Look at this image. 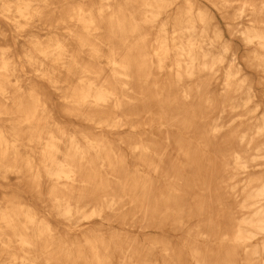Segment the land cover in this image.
<instances>
[{
	"label": "bare ground",
	"instance_id": "6f19581e",
	"mask_svg": "<svg viewBox=\"0 0 264 264\" xmlns=\"http://www.w3.org/2000/svg\"><path fill=\"white\" fill-rule=\"evenodd\" d=\"M235 1L252 50L242 61L192 0H57L68 34H33L22 53L89 130L66 126L44 87L21 78L0 26V178L26 179L60 220L82 228L75 237L21 194L0 190L1 263L264 264V176L246 169L243 152L264 155V111L255 114L260 103L244 69L264 70V0ZM52 3L0 0V12L24 28ZM228 108L243 110L239 129L221 120ZM223 131L245 148L219 149ZM121 151H131L134 166ZM240 171L247 177L236 216L224 202ZM125 198L150 220L145 242L104 235L110 218L123 219ZM115 252L126 254L115 262Z\"/></svg>",
	"mask_w": 264,
	"mask_h": 264
},
{
	"label": "rangeland",
	"instance_id": "374dc122",
	"mask_svg": "<svg viewBox=\"0 0 264 264\" xmlns=\"http://www.w3.org/2000/svg\"><path fill=\"white\" fill-rule=\"evenodd\" d=\"M54 1L55 3H52ZM192 1L196 2L197 4H200L210 14V16H212L214 22L222 31V35L225 40H229L231 47L230 52L238 50L237 60L242 61L243 57H246L247 54H252V50L246 49L244 47L242 39L239 35L240 30L245 28L248 23V20L243 17L233 16L234 5L236 4L235 0L231 2L232 4L228 5H225V2H223L222 0H215L218 4H215L216 2L214 3L212 0ZM51 3L52 4L46 9V16L43 19L37 22H31L27 24L24 28L16 26L11 20L6 18L0 12V26L5 29L9 41L12 43L13 52L18 61V74H20L21 78L24 80L37 81L41 86L44 87L45 91H47L52 98L55 107V114L66 126L77 125L79 128H86L87 130H89V128H87L82 121L78 120V118H76L75 116L67 114L63 110L60 94L55 90V88L51 85L50 81L45 76L39 74L38 72H35L31 68L22 53V47L24 46V44L29 46L30 48L32 47V41L30 36H32L33 34H37L44 40L47 36H49L50 34H52V32L55 31L59 33L68 34L66 27L70 24V22L67 19H61V11L58 8L59 4L57 3V0H51ZM184 4L185 0H179L178 4L176 3V6H182ZM64 6H66V4L63 3L62 7ZM244 67L246 71V76L251 81L255 93L257 95L256 99L258 97L260 103L256 109L255 114L261 115L264 111V70L262 68H256L249 65H244ZM219 81L220 80L218 79V82ZM217 88L220 89L221 85H218ZM220 91L221 90H219V92ZM205 110L207 111L208 109L206 108ZM242 111L243 110L231 111L228 108V110L223 113V117L221 119L222 121H224L225 127L236 126L235 128L239 129V125L237 124L240 122V116L237 112L241 113ZM202 121H204V119ZM252 121L253 119L246 120L247 123H251ZM2 122L3 123L1 124L6 128V123L4 121ZM227 135L228 134L224 131L222 135H219V138L217 139V142L220 145L219 149H225L224 145L226 143H229L230 145H233L236 148H245L244 146L238 144V142L234 139L229 138ZM259 141H264V137L259 138ZM121 152L126 154V161L128 165L134 166L135 158L131 151ZM243 152H245L244 154L249 159V166L246 169L250 170L252 175L264 176V155L256 160H253L252 153L255 152L253 149ZM221 158L222 156H220V154L218 153V166L221 163ZM141 170L144 172L148 171L147 168L144 166L141 167ZM239 173V176H237V179H235L237 181V186L235 189H232L234 192H237L234 194H232V192L231 194L228 193V197L225 199L224 202L225 206L233 209V212L236 216L241 214L239 207L240 196L238 195V191L241 190L240 188L243 186V183L246 180L245 178L247 177L246 171H240ZM224 174L220 173L219 175H217V181L225 178L226 176ZM7 183H5V181L0 178V190L2 191V193H4L5 195H11L16 192L21 194L24 199L31 205H33L38 211H40V213L49 215L52 220L57 221L58 224L60 223L61 227L67 228L71 235L75 237H79L82 235L81 226L67 224L66 221L60 220L44 202L40 201L39 197L34 192V190L29 187L26 179L21 181H18L17 179H12ZM196 193H198V191H196ZM119 212L120 215L123 216V219H118L115 216L110 218V222L114 227L110 230H103L104 235L107 238H110V231H116L119 233L122 232L123 234L128 235L132 238L138 237L141 242H145L146 238L150 236V220L148 221L146 219H143L142 217L137 216L140 213H136L133 211L131 203L128 201V199L123 202L122 208L121 210H119ZM142 231H145L146 233H142ZM258 239L259 238L253 239V244L255 242H258ZM4 251V249L0 248V256L5 254ZM125 254L126 252H115V262L121 260ZM239 261L241 262L242 260L239 259ZM0 264L3 263L0 262Z\"/></svg>",
	"mask_w": 264,
	"mask_h": 264
}]
</instances>
